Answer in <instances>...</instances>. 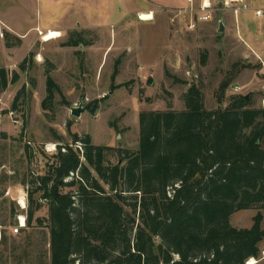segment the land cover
Returning a JSON list of instances; mask_svg holds the SVG:
<instances>
[{
    "label": "rangeland",
    "instance_id": "rangeland-1",
    "mask_svg": "<svg viewBox=\"0 0 264 264\" xmlns=\"http://www.w3.org/2000/svg\"><path fill=\"white\" fill-rule=\"evenodd\" d=\"M183 2L0 0V13L15 16L7 19L8 28L0 25V68L10 78L19 76L0 94L5 104L0 118V264H51L50 229L47 222L39 227L37 222L48 217L47 204L41 194L34 195L43 207L34 211L30 226L25 183L33 173L44 172L58 144L75 146L73 135L137 151L140 113L185 110L183 95L190 85L201 88L208 110L227 108L237 95H249L253 107L264 109V59L256 50L264 40V17L241 13L237 25L231 17L235 34H220L215 20L192 33L163 29L161 16L144 22L136 15L154 5ZM256 6L264 7V0ZM48 30L62 37L44 42L41 34ZM75 32L88 44L64 47ZM26 58L27 71L21 72ZM47 75L59 91L45 108ZM73 108L84 112L75 117ZM23 190L25 209L14 197ZM259 212L264 217V210L237 212L231 224L250 229ZM19 217L26 227H20ZM260 246V257L247 264H264V241Z\"/></svg>",
    "mask_w": 264,
    "mask_h": 264
},
{
    "label": "trees",
    "instance_id": "trees-1",
    "mask_svg": "<svg viewBox=\"0 0 264 264\" xmlns=\"http://www.w3.org/2000/svg\"><path fill=\"white\" fill-rule=\"evenodd\" d=\"M82 38L72 33L63 46L88 44ZM18 80L0 68V94ZM58 91L47 75L45 108ZM183 101L181 112L140 113L137 151L73 135L76 147L58 144L44 172L25 183L30 226L43 207L34 195L47 204L48 217L37 222L48 223L51 264H247L260 257L263 215L250 229L233 227L231 217L264 210V109L237 95L227 108L208 110L196 85Z\"/></svg>",
    "mask_w": 264,
    "mask_h": 264
},
{
    "label": "built area",
    "instance_id": "built-area-1",
    "mask_svg": "<svg viewBox=\"0 0 264 264\" xmlns=\"http://www.w3.org/2000/svg\"><path fill=\"white\" fill-rule=\"evenodd\" d=\"M252 10L257 18L261 19L264 17V9H252L245 0H224L222 3L215 4H213L210 0H202L200 3H198L197 0H186V6L184 7L162 8L161 11L168 17L169 23L174 30L179 29L193 33L198 31L203 25L213 22L220 13H231L233 14L235 20L238 21V17L241 13ZM142 69L143 68H141V70ZM4 105V101L0 97V118L3 114ZM77 147L80 148V146ZM33 175L37 176L39 173H33ZM26 188L27 192L29 190V186H26ZM24 195L25 191L23 190V198L25 197ZM20 198H18L17 201H19ZM21 208L25 209L26 205L25 208L22 206ZM22 219L23 218L19 217L18 222L20 227L24 228L26 227V220L23 219L22 221Z\"/></svg>",
    "mask_w": 264,
    "mask_h": 264
},
{
    "label": "crops",
    "instance_id": "crops-1",
    "mask_svg": "<svg viewBox=\"0 0 264 264\" xmlns=\"http://www.w3.org/2000/svg\"><path fill=\"white\" fill-rule=\"evenodd\" d=\"M198 1V3H200L202 0H197ZM213 4H215V3H222L224 0H210ZM249 5H250V7L252 8V9H264V7L263 6H256L260 1H262V0H245ZM184 6H186V0H184V2L180 5V6H175V7H162V6H159V5H154V9H149V10H147V11H144V10H138L136 13V15H141V13H153V15H154V19L152 20V21H149V22H153L154 20H155V17L156 16H161L160 18H162V19H164L165 21H164V23H162L161 25V27L164 29H170V28H172L173 29V27H171V25H170V23H169V19H168V17L161 11L162 10V8H180V7H184ZM252 12H253V10H252ZM221 17H220V16ZM9 17H15V16H13L12 14H9V15H7V14H5V13H3V12H1L0 13V25H3L5 28H8V25L6 24L7 23V19L9 18ZM231 17H233L234 18V16H233V14H231V13H220V14H218L217 15V17H216V19H217V21H216V19H215V22L214 23H216V27L218 28V30H219V28H220V24L222 23L223 24V26H224V34H229V32L230 31H232V32H234V34H235V28H234V25H233V19H231ZM234 20H235V18H234ZM212 23V22H211ZM213 23V24H214ZM235 23H236V25H237V23H238V21H236L235 20ZM213 24H211V25H213ZM161 29V28H160ZM177 30H179V29H177ZM48 31H50V30H48ZM219 33L220 34H223V33H221L220 32V30H219ZM238 33H239V31H238ZM12 34V33H11ZM14 35V34H13ZM262 35L264 36V32L262 33ZM16 36V35H15ZM256 50H258V56L262 59V57H263V59H264V40H263V42L259 45V47L258 48H256ZM259 51H261V52H259ZM141 68H143V67H141ZM141 68H140V70H141ZM145 68H143L142 69V71L144 70Z\"/></svg>",
    "mask_w": 264,
    "mask_h": 264
},
{
    "label": "bare ground",
    "instance_id": "bare-ground-1",
    "mask_svg": "<svg viewBox=\"0 0 264 264\" xmlns=\"http://www.w3.org/2000/svg\"><path fill=\"white\" fill-rule=\"evenodd\" d=\"M139 16H140L139 19L141 21H144V22L152 21V19H153L152 13H141V15H139ZM41 36L43 37L42 39L44 42H49L52 40H57L58 38L62 37V34L60 31L50 30V31H46V33H42ZM16 195H17V193H16ZM18 202H19L20 206L25 208V199H23V197H21ZM251 264H254V263H251Z\"/></svg>",
    "mask_w": 264,
    "mask_h": 264
},
{
    "label": "water",
    "instance_id": "water-1",
    "mask_svg": "<svg viewBox=\"0 0 264 264\" xmlns=\"http://www.w3.org/2000/svg\"><path fill=\"white\" fill-rule=\"evenodd\" d=\"M219 30H220L221 33L224 32V26H223L222 23L220 24ZM248 98H249V95L246 96V99H248ZM83 112H84V108H73L72 109V115L75 116V117H80ZM22 196H23V194H17L15 197H16V199H18V198H20Z\"/></svg>",
    "mask_w": 264,
    "mask_h": 264
}]
</instances>
